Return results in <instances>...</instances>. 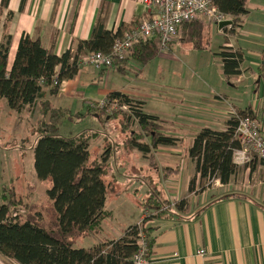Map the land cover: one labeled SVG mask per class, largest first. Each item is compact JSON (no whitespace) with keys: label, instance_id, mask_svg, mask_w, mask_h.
<instances>
[{"label":"crops","instance_id":"1","mask_svg":"<svg viewBox=\"0 0 264 264\" xmlns=\"http://www.w3.org/2000/svg\"><path fill=\"white\" fill-rule=\"evenodd\" d=\"M22 2L11 0L9 9L3 12L0 20V43L6 33L12 36L9 68L23 34L40 39L44 48L52 49L61 57L75 49L79 41L91 39L101 11L102 17L106 18V29L114 33L123 26L134 27L151 14L138 0H25L21 7ZM247 9L243 26L234 33L223 32L205 18L197 20L204 24V49L195 48L187 40L192 31L180 27L176 41L166 50H161L149 64L144 66L131 60L125 65L127 73L116 67L103 72L92 66H81L74 79L64 82L58 95L47 94L45 98L68 115L82 116L86 108L88 113L92 112L99 118L92 105L106 100L113 92H121L141 102L144 113L159 117L163 121L164 134L181 140L178 146H159L147 158L154 168L157 167V176L162 179L159 184L164 186L163 191L153 187L152 195L157 191L161 199L170 202L174 213L150 222L156 229L151 264H264V165L257 157L246 165H239L228 185L223 186L217 181L204 193L189 192L196 166L189 159L188 150L201 130L226 131L227 123L235 112L248 110L252 111L264 134V78L260 74L264 69V0H249ZM11 11L13 16L5 30ZM176 44H181L182 48L188 45V55L196 54L201 60L202 76L194 79L193 85L189 81L182 83L188 71L197 68L189 62L182 68L183 80L161 86L156 81L142 83L140 80L138 83L136 79L127 86L114 77L121 74L128 78L132 71H139V77H144L147 72L157 76L161 62L166 64L168 59L174 58L170 55ZM225 50L243 55L241 75L229 82L224 75L220 55ZM172 74L169 72L168 76ZM139 85H147L146 89L153 92L161 89L169 92V96L164 98L163 110L156 114L146 111L147 100ZM38 103L29 108L35 114H40ZM23 113L19 115L23 116ZM116 164L119 163L115 161ZM115 172L107 175V181L115 180L112 178ZM182 200L186 205L179 211L175 203ZM143 217L142 214L138 222L125 224L120 230H113L106 220L104 237L119 239L127 227L138 225ZM88 240L92 246L96 243L92 238ZM200 251H205V255H200ZM0 264L18 263L0 255Z\"/></svg>","mask_w":264,"mask_h":264},{"label":"trees","instance_id":"2","mask_svg":"<svg viewBox=\"0 0 264 264\" xmlns=\"http://www.w3.org/2000/svg\"><path fill=\"white\" fill-rule=\"evenodd\" d=\"M10 1L0 0V20L3 12L9 9ZM248 1L214 0L218 11L233 22L232 27L223 29V32L234 33L243 26L244 17L248 14ZM24 4L25 0L21 7ZM12 16L11 11L5 28ZM181 27L192 31L187 40L195 48L204 49L202 22L194 21ZM127 28L123 26L116 33L107 30L106 18L102 17L101 11L91 39L79 41L75 49H70L61 57L52 49L44 48L40 39L23 34L10 68L12 36L9 33L3 36L0 43V100H5L8 107L18 114L39 102L42 117L37 126L39 136L34 146V167L37 177L51 184L46 193L49 200V206H45L47 213H50L48 218L42 206L17 200L13 192L9 197L4 195L0 205V255L4 258L18 264H135L133 258L140 249L141 238L147 245V258L151 257L156 229L150 222L155 218L174 215L170 202L161 199L155 191L142 206L145 213L141 224L127 227L119 239L104 237V222L112 217L107 210L108 194L114 188L113 182L106 179L113 170L109 163L110 156H104L102 160L91 158V142L97 138L98 132L87 130L74 137L58 135L60 122L68 113L56 109L45 99L47 94L58 95L64 82L77 76L81 57L98 52L110 54L116 41L131 29ZM161 50L158 37L139 42L123 59H114L112 68L127 73V62L133 60L145 66ZM220 55L228 82L241 75L242 53L225 50ZM260 74L264 78V69ZM55 82L57 84L54 86ZM114 100H118L120 105L130 106V111L123 113L122 110H114L112 114H107ZM105 101L104 108L99 107V103L93 104L99 119L105 123L119 120L125 129L133 124L138 125L140 131H132L130 144L144 157L149 158L159 146L181 144L180 139L163 133L164 125L159 117L143 112L141 102L121 92L111 93ZM253 116L252 111L248 110L235 112L227 123L226 131L203 129L196 135L188 150V157L196 166V175L190 182V193H204L217 181L223 186L229 184L238 169L235 152L242 148L236 138V129L242 118L254 119ZM258 159L264 165V159ZM185 205V200L178 201L175 208L180 211ZM18 207L27 209L26 216L14 215ZM145 214L148 216L145 217ZM91 238L96 243L89 249L77 245L79 241Z\"/></svg>","mask_w":264,"mask_h":264},{"label":"rangeland","instance_id":"3","mask_svg":"<svg viewBox=\"0 0 264 264\" xmlns=\"http://www.w3.org/2000/svg\"><path fill=\"white\" fill-rule=\"evenodd\" d=\"M215 37L216 34H214V40ZM186 46L187 48H182L181 44L174 45L170 55L174 58L168 59L166 64L161 62V70L157 76L152 73L149 75L147 72L148 74L146 73L144 77H139L137 75L139 71H132L129 72L130 74L128 73V78H123L118 73H116L118 76L114 77L127 86H131L135 79L138 83L140 80L143 81L142 83L156 81L157 85L161 86L171 81L183 80L182 68L186 62H189L188 64L197 65V68L189 70L182 83L189 81L193 85V80L200 79L202 76L199 67L201 60L197 59L196 54L189 56L190 48L188 45ZM194 53L201 54L200 52ZM206 55L211 58L208 53ZM169 72H173V74L168 76ZM125 75L127 76V74ZM139 86L143 88V90L141 89L142 94L147 100L146 111L156 114L155 112L158 110H163V101L165 97L169 96V92L166 93L163 89L153 92L146 89L147 85ZM112 111L114 110L109 109L107 114H112ZM123 113L128 112L123 111ZM22 115L12 111L5 101H0V205L4 201V195L9 197L13 192L17 200L42 206L41 208L48 218L50 213H47L45 206H49V200L46 193L51 188V184L48 181H41L37 177L34 167V146L39 136L37 126L42 116L35 114V111L29 108ZM97 126H99L98 129H96ZM129 127V130L125 129L119 120L105 123V121L94 117L92 112L88 113L85 108L82 116L75 117L71 114L64 118L58 129V135L63 137H74L87 130H97L101 133L91 142L90 152L93 160H102L104 156H110L109 163L114 169L111 172L116 171L115 175H112L116 181L108 180V182H113L114 188L110 190L107 199V210L112 213V218L107 219V224L113 230H120L125 224H135L140 220L142 214L145 213L142 204L146 203L149 196L152 195L153 187H157L160 191L164 190L163 184H159L162 179L159 175L157 176V167L154 168L152 162L130 144L132 131H140V127L136 124ZM145 141L149 142V139ZM178 151L182 152L181 149ZM182 154V156L185 155L184 152ZM122 159L123 161H121ZM115 161L119 164L115 165ZM17 213L26 216L27 209L18 207ZM146 215L148 216L145 214V217ZM113 230L110 232L113 233ZM77 245L89 249L92 242L83 239Z\"/></svg>","mask_w":264,"mask_h":264},{"label":"built area","instance_id":"4","mask_svg":"<svg viewBox=\"0 0 264 264\" xmlns=\"http://www.w3.org/2000/svg\"><path fill=\"white\" fill-rule=\"evenodd\" d=\"M138 2L151 11L150 16L143 18L124 37L118 39L110 54L98 52L81 57V66H92L98 70L111 69L114 59H123L139 42L158 37L161 49L166 50L176 41L179 28L184 24L205 18L219 26L220 23L229 20L218 11L214 0H138ZM56 84L55 82L53 85ZM98 105L104 108L106 101H101ZM111 105V110L130 111V106L120 105L118 100H114ZM236 138L242 147L234 155L237 166L246 165L255 157L264 159V134L257 120L251 117L242 118L236 129ZM139 247V251L133 258L134 263L151 264L150 259L147 258V245L144 238L140 239ZM199 254L205 255V251H200Z\"/></svg>","mask_w":264,"mask_h":264},{"label":"water","instance_id":"5","mask_svg":"<svg viewBox=\"0 0 264 264\" xmlns=\"http://www.w3.org/2000/svg\"><path fill=\"white\" fill-rule=\"evenodd\" d=\"M232 25H233L232 20H227V21H224V22L220 23V24H219V28H220L221 30H223V29H225V28L232 27Z\"/></svg>","mask_w":264,"mask_h":264}]
</instances>
